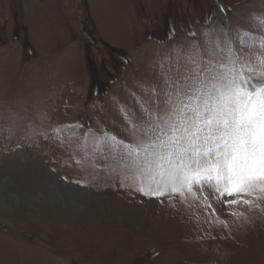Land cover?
<instances>
[{"label":"rangeland","instance_id":"1","mask_svg":"<svg viewBox=\"0 0 264 264\" xmlns=\"http://www.w3.org/2000/svg\"><path fill=\"white\" fill-rule=\"evenodd\" d=\"M261 38L264 0H0V264H264V200L149 199L73 159L129 139L177 52L251 67Z\"/></svg>","mask_w":264,"mask_h":264},{"label":"snow or ice","instance_id":"2","mask_svg":"<svg viewBox=\"0 0 264 264\" xmlns=\"http://www.w3.org/2000/svg\"><path fill=\"white\" fill-rule=\"evenodd\" d=\"M176 56L177 72L164 77L154 109L142 107L141 122L134 123L121 106L129 139L115 138L118 143L110 142L105 153L95 148L102 138L89 130L78 145L82 156L73 159L81 165L91 161L93 167L96 158L110 161L122 188L149 199H184L207 187L226 208L253 206L248 196L264 200V53L251 67L243 60L239 67L223 58L205 60L203 54ZM80 127L53 131L63 142V132L71 139ZM204 207L219 215L210 202Z\"/></svg>","mask_w":264,"mask_h":264},{"label":"bare ground","instance_id":"3","mask_svg":"<svg viewBox=\"0 0 264 264\" xmlns=\"http://www.w3.org/2000/svg\"><path fill=\"white\" fill-rule=\"evenodd\" d=\"M222 24H224V22H222Z\"/></svg>","mask_w":264,"mask_h":264}]
</instances>
